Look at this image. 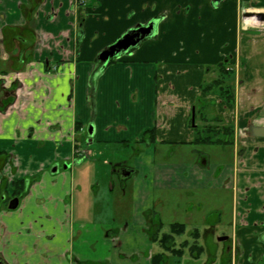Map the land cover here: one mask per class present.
Wrapping results in <instances>:
<instances>
[{
	"label": "crops",
	"instance_id": "obj_1",
	"mask_svg": "<svg viewBox=\"0 0 264 264\" xmlns=\"http://www.w3.org/2000/svg\"><path fill=\"white\" fill-rule=\"evenodd\" d=\"M152 21L153 38L99 61ZM222 65L232 73V103L203 90ZM0 82L15 90L0 98V264H153L158 254L170 264L160 242L165 205L170 233L181 224L193 238L177 243L178 235L175 246L185 243L201 264L223 263L221 253L226 264H264V137L253 132L264 127V0H0ZM207 125L230 128L231 143L211 145L231 147L234 163L165 156L164 147L197 144L200 131L218 133ZM131 142L144 144L143 164L116 167L143 175L142 214L159 209V222L97 223L86 195L75 204L76 185L96 178L90 146ZM21 189L10 210L3 195ZM187 191L210 192L212 209L179 193ZM181 198L183 220L173 211ZM225 216L230 232L221 230Z\"/></svg>",
	"mask_w": 264,
	"mask_h": 264
},
{
	"label": "rangeland",
	"instance_id": "obj_2",
	"mask_svg": "<svg viewBox=\"0 0 264 264\" xmlns=\"http://www.w3.org/2000/svg\"><path fill=\"white\" fill-rule=\"evenodd\" d=\"M90 148L91 150H95V152L93 154L90 153V157H87L86 161L91 162L94 160L96 162V165L90 164V169H94L96 171V178H92L91 182H88L87 185L83 183H78L76 185V207H82L83 199L86 195L84 204L87 208L95 211L93 220L97 223H110L115 225L122 223L126 224L133 221L137 216V218H143L149 224L154 220L155 224H158L157 222H159L158 220L160 219V215L158 217L157 214L158 212H161L159 209L155 211V214L152 213V215L150 214V211H146L144 214H142L143 208H141L142 199L140 195H144L146 192L145 181L142 177L143 175L136 173L131 176L121 178L118 174L113 173V167L118 164H124L133 169L137 164L141 166L145 158L142 156V150L145 149L144 144L131 142L128 145L125 143L121 145L107 146L105 149L95 144L91 145ZM164 148L165 156L171 158L172 160L177 159L182 161L196 162L201 160L200 162H202V159L204 158L208 162L206 166L217 163H234L236 160L235 158H237V156H235L237 154H235L231 147L222 145L197 143L191 146H167ZM101 149L102 152H100ZM158 158L162 159V155L160 154ZM105 161L106 163L104 164ZM84 189H87V191L85 192ZM179 193L182 194L183 197L194 196L199 198L202 196L204 199H206L205 203L202 201L205 205V209L208 211L212 209L210 196L212 199L213 196L208 191L201 193L200 191H187ZM213 194L215 195V193ZM227 194V198L230 200L232 197V192ZM174 202H176V205L173 211H178V209H181V213L177 216V218L183 220L185 217H180V215L185 213L184 209L188 207L186 200L181 198L174 200ZM162 208L163 207H161V209ZM164 208L161 235L170 233L169 222H171L174 218L171 212L172 206L165 205ZM230 210L231 201L229 204L226 202L225 207L226 212L230 213ZM228 219V216L223 217L224 224L222 225L223 229L221 230L224 232H230V222H227ZM221 230L220 232H223ZM183 240L192 241L193 238L187 232L181 237L177 238V243H180ZM155 250L157 249L155 248ZM221 254V261H224L221 264H226V257L225 255ZM170 258V264H201V260H196L194 257H192L191 250L188 249L184 250V255L182 258H175L173 255Z\"/></svg>",
	"mask_w": 264,
	"mask_h": 264
},
{
	"label": "trees",
	"instance_id": "obj_3",
	"mask_svg": "<svg viewBox=\"0 0 264 264\" xmlns=\"http://www.w3.org/2000/svg\"><path fill=\"white\" fill-rule=\"evenodd\" d=\"M232 73L230 71H227L225 66L222 65L220 68V78L211 84L204 86L203 90L205 92H210L211 90L215 89L217 92H219L220 96H223L226 101L229 103L234 102V88L230 85H228V81L231 79ZM205 129L208 128V131H211L209 129H218V133H211L208 134L206 132L200 131L196 134V143H203V144H216V143H231L232 142V135L230 134L231 130L227 127H218V126H212L207 125L204 127ZM224 134V135H223ZM223 135V136H222ZM231 137V138H230ZM156 138L155 135V129H152L150 131H147L144 135L143 140L151 143ZM17 183L15 186L17 187ZM21 192H17V194L24 196L25 192L24 189H21ZM185 231L184 225L176 224L172 226L171 233L165 234L160 239V242L164 246V249L168 252H171L173 255L176 256H182L183 249H177L175 247V237L178 235H182ZM186 244L183 245L185 247ZM153 264H166V256L165 254H158L153 257Z\"/></svg>",
	"mask_w": 264,
	"mask_h": 264
},
{
	"label": "water",
	"instance_id": "obj_4",
	"mask_svg": "<svg viewBox=\"0 0 264 264\" xmlns=\"http://www.w3.org/2000/svg\"><path fill=\"white\" fill-rule=\"evenodd\" d=\"M216 4H219L222 0H214ZM252 16V15H247ZM157 33V21H152L146 25H139L134 29L129 30L120 39H118L113 45L108 47L99 55V61L108 64L112 59L119 58L128 54L132 49H135L141 45L146 39L153 38ZM194 122V114L192 117ZM92 126L90 127V133L92 134ZM256 136L264 137V127L255 128L253 130ZM131 173L127 172L125 176H129ZM19 206V200L14 199L10 202L9 209L14 210ZM228 237H221L219 241H225Z\"/></svg>",
	"mask_w": 264,
	"mask_h": 264
},
{
	"label": "flooded vegetation",
	"instance_id": "obj_5",
	"mask_svg": "<svg viewBox=\"0 0 264 264\" xmlns=\"http://www.w3.org/2000/svg\"><path fill=\"white\" fill-rule=\"evenodd\" d=\"M1 85H3V83H1L0 82V98L2 99H4V98H6V97H9V96H13L14 95V91L12 90V91H10L9 93H5V92H3V91H1ZM117 166V165H116ZM114 167L113 169H115L116 170V172H118V175L121 177V178H123V177H128V176H125V174L127 173V172H130V171H128L129 169H127V168H123L122 167V165L121 166H118V167ZM56 170V169H55ZM24 192L26 193L27 191H26V189H24ZM14 197H18V198H22L23 196L22 195H19V194H15V195H13L11 198H14ZM3 201L5 202V204L7 205V207L9 208V205H10V202L12 201L11 200V198L10 197H6V195H3ZM18 198H14V199H18ZM13 199V200H14ZM19 200V199H18ZM8 203V204H7ZM185 243H182L181 244V246L179 247V248H177L176 246V248L177 249H183V251L185 250V247H183V245H184ZM176 257V256H175Z\"/></svg>",
	"mask_w": 264,
	"mask_h": 264
},
{
	"label": "built area",
	"instance_id": "obj_6",
	"mask_svg": "<svg viewBox=\"0 0 264 264\" xmlns=\"http://www.w3.org/2000/svg\"><path fill=\"white\" fill-rule=\"evenodd\" d=\"M87 1H90V0H78V2H80V3H85V2H87Z\"/></svg>",
	"mask_w": 264,
	"mask_h": 264
},
{
	"label": "bare ground",
	"instance_id": "obj_7",
	"mask_svg": "<svg viewBox=\"0 0 264 264\" xmlns=\"http://www.w3.org/2000/svg\"><path fill=\"white\" fill-rule=\"evenodd\" d=\"M193 236V235H192Z\"/></svg>",
	"mask_w": 264,
	"mask_h": 264
}]
</instances>
